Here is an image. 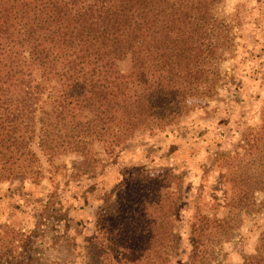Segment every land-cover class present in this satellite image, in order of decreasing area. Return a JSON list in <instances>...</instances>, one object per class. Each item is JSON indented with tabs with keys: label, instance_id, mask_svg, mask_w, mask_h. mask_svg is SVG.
Instances as JSON below:
<instances>
[{
	"label": "trees",
	"instance_id": "16d2710c",
	"mask_svg": "<svg viewBox=\"0 0 264 264\" xmlns=\"http://www.w3.org/2000/svg\"><path fill=\"white\" fill-rule=\"evenodd\" d=\"M218 2L0 0V181L52 174L65 154L94 164L97 153L112 155L186 114L189 100L212 96L231 46ZM238 149L216 154L228 214L195 208L187 264H209L232 237L236 211L264 189V108ZM122 172V197L111 191L96 213L88 264H171L179 177L166 167ZM16 233L0 225V264H32L14 254ZM245 264H264V232Z\"/></svg>",
	"mask_w": 264,
	"mask_h": 264
},
{
	"label": "rangeland",
	"instance_id": "374dc122",
	"mask_svg": "<svg viewBox=\"0 0 264 264\" xmlns=\"http://www.w3.org/2000/svg\"><path fill=\"white\" fill-rule=\"evenodd\" d=\"M215 13L229 27L231 46L219 64L212 96L189 100L186 114L162 129L138 132L112 155L97 153L94 164L65 154L52 174L0 181V225L18 232L15 255L30 256L32 264H88L96 213L111 191L117 200L122 197L127 184L123 169L166 167L179 177L181 196L171 264L188 263L195 208L228 214L224 204L230 185L216 154L238 149L264 108V0H219ZM231 222L237 225L232 237L215 246L209 264H245L255 251L264 232V189L255 191Z\"/></svg>",
	"mask_w": 264,
	"mask_h": 264
}]
</instances>
